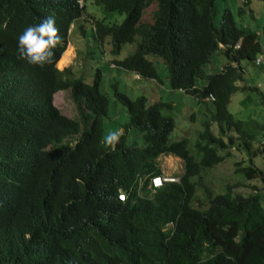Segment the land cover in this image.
<instances>
[{"label": "trees", "instance_id": "trees-1", "mask_svg": "<svg viewBox=\"0 0 264 264\" xmlns=\"http://www.w3.org/2000/svg\"><path fill=\"white\" fill-rule=\"evenodd\" d=\"M151 2V22H143ZM94 3L124 18H95L84 11V0H0V264H264V193H234L231 184L213 193L200 183L231 146L250 158L259 153L252 143L264 128L228 110L244 72L240 61L253 63L260 53L256 35L237 28L227 9L214 25L213 0ZM85 15L92 18L91 38L98 44L108 38L112 54L134 42L112 65L161 83L152 61L159 58L169 89L210 103L190 149L185 138L168 140L173 120L160 109L169 104L116 91L128 119L115 150L105 146L107 101L98 71L88 84L55 67L69 25ZM48 16L55 17L63 45L54 63L40 69L19 58L18 37ZM216 51L226 62L198 87L195 80ZM65 89L80 109L79 121L51 104L52 94ZM127 128L138 132L141 145L127 143ZM75 134L73 145L61 144ZM167 154L182 160V173L153 186L150 179L161 177L156 158ZM235 165L246 180L261 177L252 163Z\"/></svg>", "mask_w": 264, "mask_h": 264}, {"label": "rangeland", "instance_id": "rangeland-1", "mask_svg": "<svg viewBox=\"0 0 264 264\" xmlns=\"http://www.w3.org/2000/svg\"><path fill=\"white\" fill-rule=\"evenodd\" d=\"M155 3L151 2L142 12L141 21L151 22L152 12ZM224 9H227L233 19L234 25L242 29L245 33H254L260 45V58L258 65L247 61H240L244 67L242 79L237 81V86L254 87L256 90H246L238 88L230 96L228 110L232 116L240 120L254 119L264 128V104H261L260 97L264 101V8L260 0H213L212 22L215 25ZM84 11L95 18L104 17L107 23H120L124 14L104 12L94 0H84ZM82 24L85 29L84 35L79 31L76 24ZM76 24L69 25L67 29L64 53L60 60L55 63L58 70L67 69L66 76L80 78L85 83H90L96 70L99 73L98 90L107 101V114L103 117L104 135L109 131L124 128L127 124V113L124 107L114 97V92L125 94L129 98L143 95L148 102L161 100L169 104V107L160 109L161 115L168 116L173 120V130L168 136L169 141L186 139V147L190 149L191 144L197 138V133L201 130V123L206 119L205 108L210 106L209 102H196V100L178 90L169 89L167 81L164 79L166 73L164 62L153 57V64L161 79V83L152 79L141 78L132 71L124 70L111 64L112 59H121L134 49V42L121 45L116 54L111 53L109 39L105 38L98 44L91 38L90 27L92 18L85 15ZM62 51V52H63ZM67 53V55H65ZM60 54V55H61ZM61 59L64 60L63 63ZM226 62L225 57L219 52H214L209 60L202 67L201 77L195 80V84L201 87L205 83L207 74L220 69ZM264 103V102H263ZM51 104L58 112L70 119L79 121L80 109L71 98L68 89L57 90L51 96ZM210 131L217 134L215 123L210 124ZM127 143L135 141L141 145L138 132L133 128L126 129ZM78 134L71 135L62 140L61 144L73 145ZM253 148H257L259 153H264V130L255 134ZM229 155L224 159L202 172L200 183L202 187L208 188L215 193L224 188L226 184L233 185L232 191L243 195L251 194L254 191L264 193V158L261 154L248 157L245 149H236L235 146L229 148ZM236 163L241 167L252 163L261 171V177H254L246 180L241 174L235 173ZM156 165L160 169V175L165 178L176 179L182 173V160L176 156L167 154L156 158ZM201 187L197 190L196 196L201 197ZM264 207V203L261 202Z\"/></svg>", "mask_w": 264, "mask_h": 264}, {"label": "clouds", "instance_id": "clouds-1", "mask_svg": "<svg viewBox=\"0 0 264 264\" xmlns=\"http://www.w3.org/2000/svg\"><path fill=\"white\" fill-rule=\"evenodd\" d=\"M78 4H80V1ZM62 45L63 37L60 35V30L56 26L55 17L48 16L42 19L38 24L28 26L24 29L22 34L18 37L17 51L20 59L25 60L29 65L43 69L47 65L54 63L56 49ZM122 135V129L109 131L103 138V142L110 150H115ZM116 197L118 200L123 201L125 194L120 192Z\"/></svg>", "mask_w": 264, "mask_h": 264}, {"label": "built area", "instance_id": "built-area-1", "mask_svg": "<svg viewBox=\"0 0 264 264\" xmlns=\"http://www.w3.org/2000/svg\"><path fill=\"white\" fill-rule=\"evenodd\" d=\"M235 47H238V45H235ZM259 61H260V58H256L255 60H254V63L255 64H258L259 63ZM210 99H211V97H209ZM177 179H173L172 180V178H165V177H153L152 179H151V184L153 185V186H158L159 184H160V182L161 181H176Z\"/></svg>", "mask_w": 264, "mask_h": 264}, {"label": "bare ground", "instance_id": "bare-ground-1", "mask_svg": "<svg viewBox=\"0 0 264 264\" xmlns=\"http://www.w3.org/2000/svg\"><path fill=\"white\" fill-rule=\"evenodd\" d=\"M64 51H65V50H64ZM64 51L62 52V54L64 53ZM62 54L59 56V58H58L57 62L60 60V58H61ZM65 55H67V53H66ZM57 62H56V63H57ZM63 62H64V60H62V59H61V62H60V63H63Z\"/></svg>", "mask_w": 264, "mask_h": 264}]
</instances>
